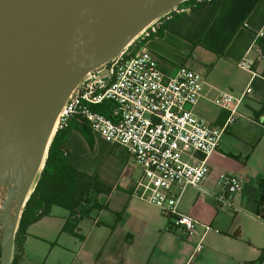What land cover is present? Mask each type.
Masks as SVG:
<instances>
[{"label": "crops", "instance_id": "1", "mask_svg": "<svg viewBox=\"0 0 264 264\" xmlns=\"http://www.w3.org/2000/svg\"><path fill=\"white\" fill-rule=\"evenodd\" d=\"M194 16L191 11L175 16L142 45L167 74L181 64L201 74L204 86L193 107L196 116L222 125L228 111L215 105L214 97L223 90L239 96L251 88L239 105L241 115L208 155L209 172L200 187H188L178 203L180 212L199 222L196 235L186 237L157 206L132 194L131 181V193L113 190L102 196L107 208L79 222L82 238L61 231L67 210L61 214L60 229H28L30 224L18 264H25L26 258H40L42 264H248L260 257L259 264H264V56L257 44L264 39V0H221L199 42ZM221 172L243 178L230 206L218 207L214 199ZM124 173L110 183L126 188ZM205 224L212 230L202 236ZM32 240L45 248L38 249Z\"/></svg>", "mask_w": 264, "mask_h": 264}, {"label": "water", "instance_id": "2", "mask_svg": "<svg viewBox=\"0 0 264 264\" xmlns=\"http://www.w3.org/2000/svg\"><path fill=\"white\" fill-rule=\"evenodd\" d=\"M182 1L0 0V180L13 182L15 198L12 221L0 211V264L11 262L19 217L71 90Z\"/></svg>", "mask_w": 264, "mask_h": 264}, {"label": "built area", "instance_id": "3", "mask_svg": "<svg viewBox=\"0 0 264 264\" xmlns=\"http://www.w3.org/2000/svg\"><path fill=\"white\" fill-rule=\"evenodd\" d=\"M184 10L188 8L177 5L155 17L121 51L88 71L63 103L57 127L71 116L84 117L95 134L122 148L138 165L132 194L157 206L186 237H192L199 222L180 212L178 203L188 187H200L209 172L208 155L217 149L227 126L241 115L239 105L251 88L247 86L239 96L223 90L214 97L215 105L228 111L222 125L196 116L193 107L204 86L201 74L183 64L167 74L142 45L157 34L161 24ZM104 101L110 102L111 116L91 108ZM216 185L217 206H230L232 196L242 189L243 178L221 172ZM203 226L202 236L212 230L208 224Z\"/></svg>", "mask_w": 264, "mask_h": 264}, {"label": "trees", "instance_id": "4", "mask_svg": "<svg viewBox=\"0 0 264 264\" xmlns=\"http://www.w3.org/2000/svg\"><path fill=\"white\" fill-rule=\"evenodd\" d=\"M220 1L184 0L178 5L188 8V10L175 13L171 19L186 11L197 15V21L194 16L191 22L199 25L200 33L196 39L199 42L202 32L214 16ZM204 6L205 9L202 10ZM171 19L161 24L157 33ZM257 44L264 56V39H257ZM109 105V101H104L92 105L91 108L106 116H111ZM75 133L82 137L88 149L94 147V140L98 135L93 132L88 121L81 115L71 116L65 124L61 123L57 127L49 143L43 167L19 217L13 241L15 248L10 264H18L28 226L49 215L52 206H58L68 211L61 231L82 238L83 236L79 233V222L91 218L92 213H98L107 208V202L101 201L102 196L110 194L113 190L131 193L128 188L105 182L97 171L88 172L80 166L83 149L73 143ZM100 139L106 143L101 137ZM260 205L264 207V185L262 183L260 185ZM261 260L262 257L248 264H259Z\"/></svg>", "mask_w": 264, "mask_h": 264}, {"label": "rangeland", "instance_id": "5", "mask_svg": "<svg viewBox=\"0 0 264 264\" xmlns=\"http://www.w3.org/2000/svg\"><path fill=\"white\" fill-rule=\"evenodd\" d=\"M199 31V28H197ZM95 144L92 149H88L82 137L75 133L73 143L78 144L83 149L82 161L80 166L88 172L97 171L102 180L110 183L121 170L124 173L125 180L122 181L124 187L129 186V182L135 181L140 173L139 167L136 162L129 157L125 151L117 145L106 144L102 142L100 137H95ZM126 177L128 180L126 181ZM121 195V194H115ZM189 200V199H188ZM191 201H188V203ZM61 207L55 206L54 211L49 215L41 218L29 226L28 229H60L62 222L61 214L65 213ZM95 215V214H94ZM1 229V228H0ZM35 244L44 246L43 242L39 240H32ZM15 245L13 243V250ZM45 248V246H44ZM45 250V249H44ZM25 264H42V259L37 260L25 259Z\"/></svg>", "mask_w": 264, "mask_h": 264}, {"label": "bare ground", "instance_id": "6", "mask_svg": "<svg viewBox=\"0 0 264 264\" xmlns=\"http://www.w3.org/2000/svg\"><path fill=\"white\" fill-rule=\"evenodd\" d=\"M58 125V119L55 122V125L53 127L51 138L53 137L56 127ZM13 182L9 181V179H2L0 180V211L2 209H6L9 214L12 221V216L14 213V206H15V198L13 194Z\"/></svg>", "mask_w": 264, "mask_h": 264}]
</instances>
